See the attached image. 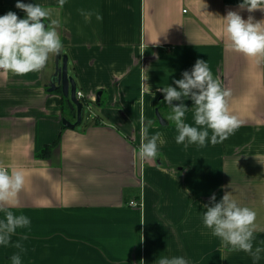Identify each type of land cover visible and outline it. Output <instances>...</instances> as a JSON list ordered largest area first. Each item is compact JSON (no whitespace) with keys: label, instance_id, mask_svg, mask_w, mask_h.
I'll use <instances>...</instances> for the list:
<instances>
[{"label":"crops","instance_id":"0c3cea01","mask_svg":"<svg viewBox=\"0 0 264 264\" xmlns=\"http://www.w3.org/2000/svg\"><path fill=\"white\" fill-rule=\"evenodd\" d=\"M31 2L60 20L68 73L96 112L63 127V118L76 117L62 92L49 90L55 55L39 71H0V165L25 172L19 206L10 210L31 217L29 228L0 245V264H12L15 253L22 264H157L178 255L192 264H254L203 225L202 205L228 191L256 211L253 246H264V62L229 49L222 37L228 10L255 20L264 10L249 13L239 0ZM15 3L0 0V14L23 17ZM198 58L231 89L229 108L244 123L222 142L185 147L157 88L174 85ZM142 119L152 121L149 136L160 132L165 141L157 159L138 155ZM44 146L47 156H37Z\"/></svg>","mask_w":264,"mask_h":264},{"label":"clouds","instance_id":"9594fccd","mask_svg":"<svg viewBox=\"0 0 264 264\" xmlns=\"http://www.w3.org/2000/svg\"><path fill=\"white\" fill-rule=\"evenodd\" d=\"M66 2L67 0H58L61 8ZM15 7L23 11V17L12 10L0 14V71L24 75L41 70L50 56L63 50L59 34L61 22L52 18L53 9L31 0H16ZM238 7L246 8L249 13L256 9L264 10V0H239ZM83 14L85 19L90 18L91 13ZM96 18L102 19L101 14L97 13ZM222 37L229 49L254 58L257 64L264 62V19L255 20L252 15L244 18L239 11L228 10L223 15ZM174 85L158 87L157 91L163 94V101L171 108L168 119L175 123L177 144L203 147L207 143H219L234 134L244 123L229 108L231 89L224 87L214 77L207 60L198 58L190 69L182 72L181 78L174 79ZM187 100L191 101L194 124L187 123L185 119L190 110L185 103ZM141 125L142 141L138 155L143 161L157 159L160 146L165 143L163 136L160 132L149 136L151 120L145 122L142 119ZM25 182L26 174L22 169L0 165V213H4L3 218H0V245H8L18 228H29L31 225V217L23 213L17 215L10 210L19 206L17 197ZM202 207L205 209L202 215L203 225L231 250L249 253L254 264L264 255V246H253L256 211L239 203L228 191L219 200L212 193ZM27 238L25 234L23 239ZM15 247L22 248V245L17 241ZM10 259L12 264H22L19 253L13 254ZM157 264L192 262L186 256L178 255L162 256Z\"/></svg>","mask_w":264,"mask_h":264},{"label":"water","instance_id":"95a60500","mask_svg":"<svg viewBox=\"0 0 264 264\" xmlns=\"http://www.w3.org/2000/svg\"><path fill=\"white\" fill-rule=\"evenodd\" d=\"M54 72L49 80V90H56L59 88L65 97H68L69 103L75 109L73 115L76 117L75 122H70L68 119L63 118V125L65 127L74 128L79 125L86 105L76 95V83L73 77L68 73L67 55L62 51L55 55L54 59ZM99 95V94H98ZM99 100V97H97ZM175 103V102H174ZM155 114L161 124L166 121L162 118L161 113L156 108Z\"/></svg>","mask_w":264,"mask_h":264},{"label":"trees","instance_id":"16d2710c","mask_svg":"<svg viewBox=\"0 0 264 264\" xmlns=\"http://www.w3.org/2000/svg\"><path fill=\"white\" fill-rule=\"evenodd\" d=\"M56 90H58V91H61L59 88H57ZM63 99H64V101H65V103L67 102V103H69V99H68V97H65L64 95H63ZM81 101L84 103V104H86V102L84 101V98H81ZM70 104V103H69ZM70 106H71V104H70ZM84 113V112H83ZM63 127H64V125H63ZM57 142V141H56ZM49 147L50 146H44L38 153H37V156H39V157H45V156H47V154H48V152H49Z\"/></svg>","mask_w":264,"mask_h":264},{"label":"rangeland","instance_id":"374dc122","mask_svg":"<svg viewBox=\"0 0 264 264\" xmlns=\"http://www.w3.org/2000/svg\"><path fill=\"white\" fill-rule=\"evenodd\" d=\"M87 107V108H86ZM84 109V120L89 115L90 117L93 116V113L96 112V104L93 102H88Z\"/></svg>","mask_w":264,"mask_h":264},{"label":"built area","instance_id":"2783aa9c","mask_svg":"<svg viewBox=\"0 0 264 264\" xmlns=\"http://www.w3.org/2000/svg\"><path fill=\"white\" fill-rule=\"evenodd\" d=\"M77 95H78L79 98H81V96H82L83 94H82V92L79 91V92H77ZM130 203H131V204L134 203V200H133V201H130ZM137 203H138V202H137Z\"/></svg>","mask_w":264,"mask_h":264}]
</instances>
